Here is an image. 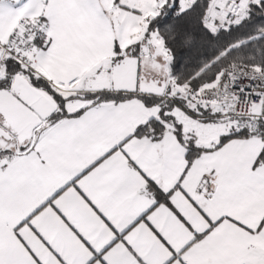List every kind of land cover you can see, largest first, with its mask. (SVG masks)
I'll return each instance as SVG.
<instances>
[{
    "label": "snow or ice",
    "instance_id": "6c2138e0",
    "mask_svg": "<svg viewBox=\"0 0 264 264\" xmlns=\"http://www.w3.org/2000/svg\"><path fill=\"white\" fill-rule=\"evenodd\" d=\"M246 25L264 0H0V264H264V80L215 59Z\"/></svg>",
    "mask_w": 264,
    "mask_h": 264
},
{
    "label": "trees",
    "instance_id": "16d2710c",
    "mask_svg": "<svg viewBox=\"0 0 264 264\" xmlns=\"http://www.w3.org/2000/svg\"><path fill=\"white\" fill-rule=\"evenodd\" d=\"M223 50L215 56L216 60L221 61L229 67L238 64L245 67H260L264 65V39L259 38V34L253 35L249 26H244L239 30L221 37ZM207 56L214 53L209 49H205ZM208 65H205L207 68ZM203 70V69H202Z\"/></svg>",
    "mask_w": 264,
    "mask_h": 264
},
{
    "label": "built area",
    "instance_id": "2783aa9c",
    "mask_svg": "<svg viewBox=\"0 0 264 264\" xmlns=\"http://www.w3.org/2000/svg\"><path fill=\"white\" fill-rule=\"evenodd\" d=\"M228 68L232 69L230 75L247 76L253 80H264V65L260 67H245L238 64L230 65ZM227 70V69H225ZM255 91V88L253 89ZM256 104L257 101H253Z\"/></svg>",
    "mask_w": 264,
    "mask_h": 264
},
{
    "label": "rangeland",
    "instance_id": "374dc122",
    "mask_svg": "<svg viewBox=\"0 0 264 264\" xmlns=\"http://www.w3.org/2000/svg\"><path fill=\"white\" fill-rule=\"evenodd\" d=\"M188 2H190V0H188Z\"/></svg>",
    "mask_w": 264,
    "mask_h": 264
}]
</instances>
